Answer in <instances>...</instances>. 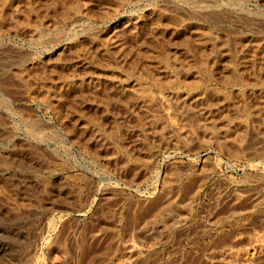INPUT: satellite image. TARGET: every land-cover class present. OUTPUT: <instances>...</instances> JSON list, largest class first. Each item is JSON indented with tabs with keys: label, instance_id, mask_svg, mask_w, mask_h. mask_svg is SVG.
I'll return each mask as SVG.
<instances>
[{
	"label": "rangeland",
	"instance_id": "374dc122",
	"mask_svg": "<svg viewBox=\"0 0 264 264\" xmlns=\"http://www.w3.org/2000/svg\"><path fill=\"white\" fill-rule=\"evenodd\" d=\"M190 1L0 0V264H264V0Z\"/></svg>",
	"mask_w": 264,
	"mask_h": 264
},
{
	"label": "bare ground",
	"instance_id": "6f19581e",
	"mask_svg": "<svg viewBox=\"0 0 264 264\" xmlns=\"http://www.w3.org/2000/svg\"><path fill=\"white\" fill-rule=\"evenodd\" d=\"M192 1L193 0H191L190 1V3H191V5H192ZM55 2L56 3H59L60 5H61V10H62V13L61 14H63L64 16H67L68 14H70L71 12H77V11H79V6L78 5H72V4H69L68 2H67V0H55ZM71 2V1H70ZM202 2H204V1H202ZM36 3V2H35ZM188 3V2H187ZM189 3V4H190ZM205 4V3H204ZM84 6V5H83ZM183 7V6H182ZM53 9V8H52ZM98 11V10H97ZM192 11V10H191ZM1 12V11H0ZM38 12V11H37ZM59 12V11H58ZM218 12V11H217ZM24 13V12H23ZM81 13V12H80ZM114 14V13H113ZM193 14V13H192ZM211 14V13H210ZM2 15V14H1ZM31 15V14H30ZM23 16V15H22ZM193 16V15H192ZM75 17V16H74ZM202 17V16H201ZM223 18V17H222ZM244 18H246V17H244ZM74 20V19H73ZM219 21V20H218ZM32 22V21H31ZM213 23V22H212ZM216 25V24H215ZM61 28V27H60ZM44 31V30H43ZM88 31V30H87ZM53 33V32H52ZM38 34V33H37ZM59 35H61V34H59ZM206 36H207V32H204V31H201V30H198L197 29V31L196 32H194V34H193V40L198 44V45H201L202 44V42H204L203 41V39H205L206 38ZM95 38V37H94ZM56 39V38H55ZM207 39V38H206ZM50 40V39H49ZM54 40V39H53ZM209 40V39H208ZM193 41V42H194ZM50 42V41H49ZM101 42V41H100ZM99 42V43H100ZM45 43V42H44ZM224 43H226L225 41H224ZM195 44V43H194ZM227 44V43H226ZM100 45V44H99ZM80 48H81V46H80ZM105 48V47H104ZM109 48V47H108ZM154 48V47H153ZM203 51V50H202ZM78 53V52H77ZM106 53L108 54V50L106 51ZM167 53V52H166ZM200 53H202L201 51H200ZM85 54V53H84ZM107 54H105V51H104V54H103V56H105L104 58H106L105 60H106V62L105 63H107L109 66H114V65H110V57H109V59H108V57H107ZM79 55V54H78ZM94 55H95V53H94ZM201 55V54H200ZM96 56V55H95ZM110 56V55H109ZM79 57V56H78ZM90 57V56H89ZM174 57V56H173ZM200 57V56H199ZM215 57V56H214ZM213 57V58H214ZM218 57V56H217ZM219 57H224V58H226L227 60H226V70H227V78H229V79H231L233 76H234V71H235V67H233V64H232V62H231V60H229V56H228V53H227V50H226V48L225 47H223V48H221V53L219 54ZM218 57V58H219ZM115 58V57H114ZM148 58V57H147ZM146 58V59H147ZM212 58V59H213ZM73 59V58H72ZM145 59V60H146ZM164 59V63L166 64V66H168V65H170V63L172 64V60H171V58L170 57H166V58H163ZM214 59H217V58H214ZM58 60V59H57ZM104 60V59H103ZM151 60V59H150ZM161 60V59H160ZM159 61V60H158ZM200 61H201V63H202V65H203V67H205L206 65L208 66V59H206L205 57H203V56H201V59H200ZM212 62L214 61V60H211ZM210 61V62H211ZM122 62V61H121ZM223 62V61H222ZM82 63V62H81ZM94 63V62H93ZM99 63V62H98ZM174 63H176V62H174ZM200 63V64H201ZM215 63V62H214ZM100 64H101V62H100ZM99 64V65H100ZM103 64H104V62H103ZM113 64V63H112ZM154 64V63H153ZM162 64V63H161ZM87 66V65H86ZM146 66V65H145ZM153 66V65H152ZM155 66H156V64H155ZM172 66V65H171ZM157 67V66H156ZM163 67V66H162ZM197 67V66H196ZM214 67V66H213ZM82 68V67H81ZM107 68H108V66H107ZM149 68H151V67H149ZM56 69V68H55ZM85 69V68H84ZM103 69V68H102ZM120 69V68H119ZM110 70V69H109ZM112 70H114V69H112ZM151 70V69H150ZM158 70V69H157ZM58 72V71H57ZM61 72V71H60ZM83 72H84V70H83ZM130 73H132V71H130ZM129 73V74H130ZM143 73V72H142ZM149 73V72H148ZM145 74V73H144ZM22 75V74H21ZM118 76V75H117ZM135 76V75H134ZM174 76V75H173ZM172 76V77H173ZM214 76V75H213ZM241 76V75H240ZM156 77V76H155ZM171 77V76H170ZM171 77V78H172ZM243 77V76H242ZM72 78V77H71ZM119 78V77H118ZM159 78V77H158ZM237 78V77H236ZM241 78V77H240ZM23 79H25V78H23ZM126 79H129V78H126ZM131 80V79H130ZM210 80H212V78H210ZM237 80V79H236ZM29 81V80H28ZM74 81V80H73ZM126 81V80H125ZM120 82V81H119ZM137 82V81H136ZM235 82V81H234ZM243 82V81H242ZM30 83V82H29ZM127 83V82H126ZM76 84V83H75ZM160 84V83H159ZM177 84V83H176ZM215 84V83H214ZM232 84V83H231ZM16 85H18V84H16ZM139 85H140V83H139ZM138 85V86H139ZM147 85V84H146ZM146 85H144V84H142V85H140V90L138 91V94H136L135 95V98H136V100L138 101V99L139 100H143V98H147L148 99V97H150V94H151V92H150V84H149V86H146ZM172 84H170V86H171ZM158 86V85H157ZM230 86V85H229ZM17 87V86H16ZM137 87V86H136ZM152 87V86H151ZM160 87H162L161 85H160ZM175 87V86H174ZM156 88V87H155ZM212 89V88H211ZM216 89V88H215ZM120 90V89H119ZM166 90V89H165ZM209 90V89H208ZM123 91V90H122ZM126 91V90H125ZM158 91V90H157ZM216 91H218V89L216 90ZM127 92V91H126ZM137 92V91H136ZM221 92V91H220ZM156 93V92H155ZM207 93H210V92H207ZM218 94V93H217ZM49 95V94H48ZM80 95V94H79ZM153 95V94H152ZM157 95V94H156ZM155 95V96H156ZM219 95V94H218ZM244 96V95H243ZM131 97V96H130ZM45 98H46V96H45ZM44 98V99H45ZM132 98V97H131ZM130 98V99H131ZM142 98V99H141ZM151 98V97H150ZM129 99V100H130ZM222 99V98H221ZM151 100V99H150ZM152 100H153V98H152ZM136 101V102H137ZM148 101V100H147ZM77 102V101H76ZM221 102H222V100H221ZM3 103V102H2ZM148 103V102H147ZM145 104V103H144ZM58 105V104H57ZM80 105V104H79ZM149 105V104H148ZM232 105V104H231ZM68 106V105H67ZM72 106V105H71ZM233 106V105H232ZM241 106V105H240ZM3 107V106H2ZM246 107V106H245ZM247 108V107H246ZM240 110V109H239ZM243 110V109H242ZM248 110V109H247ZM82 111V110H81ZM145 111H146V109H145ZM64 112V111H63ZM215 112V111H214ZM237 112V111H236ZM245 112V111H244ZM68 113V112H67ZM5 118V117H4ZM65 118V117H64ZM5 120V119H4ZM156 120V119H155ZM34 121H35V119H34ZM91 121V120H90ZM96 122V121H95ZM151 122V121H150ZM89 123V122H88ZM246 124V123H245ZM28 125V124H27ZM30 126H32V127H34V128H36V126H35V124H34V122H32V123H30ZM86 126V125H85ZM89 126V125H88ZM91 126V125H90ZM14 127V126H13ZM33 128V129H34ZM246 128V127H245ZM37 129V128H36ZM35 129V130H36ZM32 130V129H31ZM165 130V129H164ZM44 131V130H43ZM91 132V131H90ZM94 132V131H93ZM111 134V133H110ZM244 134V133H243ZM13 135V134H12ZM31 135V134H30ZM37 135V134H36ZM109 135V134H108ZM112 135V134H111ZM41 136V135H40ZM112 137V136H111ZM110 137V138H111ZM40 138V137H39ZM88 138V137H87ZM86 138V139H87ZM106 138V137H105ZM107 139V138H106ZM46 142V141H45ZM86 147H88L87 145H86ZM8 156V155H7ZM1 161V160H0ZM3 161V160H2ZM129 162V161H128ZM6 165V164H5ZM134 165V164H133ZM8 183V182H7ZM11 183H13V182H11ZM12 185H14V184H12ZM16 186V185H15ZM12 188V187H11ZM41 188V187H40ZM13 190V189H12ZM35 190H36V188H35ZM14 191V190H13ZM2 192H4V193H6L7 195H11V192H10V190L7 188H4L3 190H2ZM13 193V192H12ZM15 193H17V192H15ZM14 193V194H15ZM17 195V194H16ZM45 195H46V193H45ZM59 196V195H58ZM14 197V196H13ZM1 198V197H0ZM45 198V197H44ZM26 204V203H25ZM176 206V205H175ZM24 207V206H23ZM174 208V207H173ZM152 242V241H151ZM145 243V242H144ZM264 243V237H262V236H256V237H254L253 239H252V241H251V244L249 245V248L248 249H246L245 250V252L241 255V257H244V260L246 261V259L249 257V255H251L252 253V251H254V249L258 246V245H261V244H263ZM147 244V243H146ZM155 247V246H154ZM133 248V247H132ZM137 248V247H136ZM148 248V247H147ZM134 249H135V247H134ZM131 250V249H130ZM129 250V251H130ZM131 251H133V250H131ZM130 251V252H131ZM129 252V253H130ZM139 253V252H138ZM240 254V253H239ZM225 255L226 256H228V257H232V256H234L235 255V253H233L232 251L230 252H225ZM225 255H223V256H225ZM236 257V256H235ZM233 258V257H232ZM231 258V259H232ZM122 259H123V257H122ZM5 259L2 257V262L4 261ZM34 260V259H33ZM124 260V259H123ZM30 261V260H29ZM118 261H119V259H118ZM23 262V261H22ZM27 262V261H26ZM29 264V263H28ZM115 264V263H114ZM241 264V263H240Z\"/></svg>",
	"mask_w": 264,
	"mask_h": 264
}]
</instances>
